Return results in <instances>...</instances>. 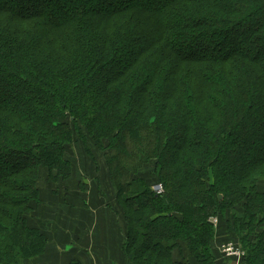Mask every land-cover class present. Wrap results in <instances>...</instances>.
<instances>
[{"label": "trees", "instance_id": "16d2710c", "mask_svg": "<svg viewBox=\"0 0 264 264\" xmlns=\"http://www.w3.org/2000/svg\"><path fill=\"white\" fill-rule=\"evenodd\" d=\"M77 144L103 153L129 264H226L236 237L264 264V0H0V264L46 251L37 182Z\"/></svg>", "mask_w": 264, "mask_h": 264}, {"label": "crops", "instance_id": "0c3cea01", "mask_svg": "<svg viewBox=\"0 0 264 264\" xmlns=\"http://www.w3.org/2000/svg\"><path fill=\"white\" fill-rule=\"evenodd\" d=\"M70 151H73V147ZM68 156L71 157V154ZM78 170L80 174L74 173L68 179L50 180L57 186L59 183L64 184L72 191H61L57 188L46 191L42 187L43 199L31 212L29 219L47 236L48 243L44 253L24 260L23 264L131 263L124 249L127 227L118 204V191L109 173L90 175L81 174V167ZM50 202L55 204L48 213L46 210ZM219 233L222 230L217 226V234ZM226 241L227 239H217L216 245L220 253V248ZM174 256L181 258L177 251ZM227 258V262L233 260Z\"/></svg>", "mask_w": 264, "mask_h": 264}, {"label": "rangeland", "instance_id": "374dc122", "mask_svg": "<svg viewBox=\"0 0 264 264\" xmlns=\"http://www.w3.org/2000/svg\"><path fill=\"white\" fill-rule=\"evenodd\" d=\"M74 149H76V150L74 151ZM89 153L92 156H90ZM89 153H87L84 146H81L78 144L76 145V147L73 148V151L69 152V154H71V159H73V163H74V169H75L74 173L76 175L80 174L78 168L81 167V169H82L81 174L89 173L90 175H94V174L108 175V171H107V168L105 166V159L103 157V153L98 151L96 148L91 149ZM82 155H84L86 157V159ZM91 157H93L94 159H92ZM60 180H62V179H60ZM37 183L39 184V188L41 190V193H42V187L46 188V191H47V189H56V188L61 190V191H65V190L72 191V189L67 188V186H65L64 184L59 183L57 186L56 184L50 182V179H49V176L47 173L44 174L40 178L39 182H37ZM262 186L264 187V183L262 184ZM42 199H43V197L41 198V200ZM54 204H55V202H50L48 204L49 208H48V210H46L48 213L51 211L50 209ZM228 214L230 215L229 216L230 222H233L232 212H228ZM221 218L222 217H220V220H219L220 223L221 222L224 223L225 219L223 218V220H224L223 221ZM217 224H218V222H217ZM220 225L222 226V230H223V232H225L226 237L230 233L234 232L231 230V227H229L228 224L224 223V224H220ZM222 238L225 239V237H222ZM231 240H234V239H231ZM227 242H229V241H227ZM233 242L237 243L239 246H241V248H243L237 237L235 238V240ZM235 261H236V258L233 257V260L231 262H226V264H234ZM239 264H241V261Z\"/></svg>", "mask_w": 264, "mask_h": 264}, {"label": "built area", "instance_id": "2783aa9c", "mask_svg": "<svg viewBox=\"0 0 264 264\" xmlns=\"http://www.w3.org/2000/svg\"><path fill=\"white\" fill-rule=\"evenodd\" d=\"M153 189L155 191H157L158 193H161L164 191V188H163V185L161 183L159 184H156ZM212 221L216 224L218 222V218L215 217V218H212ZM220 250L222 251V253L227 256V257H230L233 259V257L236 258V261L234 262V264H239L240 261L245 258L246 256V250L245 248H241V246H239L237 243L233 242V241H229V242H226L224 243Z\"/></svg>", "mask_w": 264, "mask_h": 264}]
</instances>
